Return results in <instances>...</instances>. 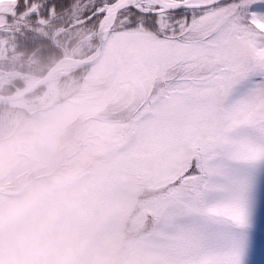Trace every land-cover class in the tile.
<instances>
[{
    "label": "snow or ice",
    "instance_id": "6c2138e0",
    "mask_svg": "<svg viewBox=\"0 0 264 264\" xmlns=\"http://www.w3.org/2000/svg\"><path fill=\"white\" fill-rule=\"evenodd\" d=\"M56 26L149 55L139 146L105 183L164 163L141 194L154 264H264V0L0 3V35L26 47Z\"/></svg>",
    "mask_w": 264,
    "mask_h": 264
},
{
    "label": "rangeland",
    "instance_id": "374dc122",
    "mask_svg": "<svg viewBox=\"0 0 264 264\" xmlns=\"http://www.w3.org/2000/svg\"><path fill=\"white\" fill-rule=\"evenodd\" d=\"M7 2L0 0V3ZM70 30L59 29L53 39L56 40ZM95 39L94 34H87L78 48L92 45ZM97 42L94 52L84 59L95 55L99 49ZM64 57L80 59L74 57L72 51H65ZM149 64L148 53L138 46L128 44L113 47L111 42L105 44L104 53L95 65L101 68L99 76L104 78H112L119 69L117 83L110 91L99 96V102H65L56 108L51 115L55 124L42 133L45 148L39 160L44 163L51 161L58 137L73 119L98 114L115 101L118 93V97L122 93L127 96L128 88L121 85L128 82L134 86L148 70ZM81 69L85 68L72 65L66 71H58L46 86L28 95L29 98L26 96L24 100L0 105L30 113L49 110L68 91L66 89L65 93L61 90V81ZM38 79L0 70V95H9L2 94V90L6 93L13 91L10 95L22 93L30 89ZM71 81L68 80L69 83ZM115 132L116 128L111 129L105 139L104 143L109 147L114 144ZM139 142L140 124L117 156L95 172L70 181L58 189L33 187L11 198L0 212V264H115L124 253L127 232L134 236L139 234L135 237L132 252L127 255L125 264H154L158 242L151 221L141 219L145 215L141 194H146L160 168L165 166L164 163L151 172H136L125 183L111 187H106L105 183L110 175H116L126 168ZM258 227L261 241L264 242V216Z\"/></svg>",
    "mask_w": 264,
    "mask_h": 264
},
{
    "label": "trees",
    "instance_id": "16d2710c",
    "mask_svg": "<svg viewBox=\"0 0 264 264\" xmlns=\"http://www.w3.org/2000/svg\"><path fill=\"white\" fill-rule=\"evenodd\" d=\"M61 28L56 26L50 30H38L50 43H38L33 47L22 45L14 36L0 35V70L42 78L64 56L65 51H72L74 57L80 59L94 52L98 44L96 39L92 45L78 48L84 37L92 33L71 29L54 40V34ZM100 69L94 65L78 70L62 80L61 90L66 93L68 89L70 94L67 91L64 98L49 110L30 113L0 105V212L11 198L30 188L58 189L70 181L95 172L101 165L113 160L137 130L141 101L134 92V86L126 82L121 86L128 88L127 96L122 93L118 97V93L115 101L98 114L73 119L58 137L51 161L44 163L39 160L45 148L42 133L55 124L51 115L56 108L65 102H99V96L110 91L117 83L119 69L112 78L99 76ZM68 80L72 81L69 83ZM17 85L22 87L20 83ZM12 92L1 91L4 95ZM122 96L123 100L120 99ZM113 128H116L114 144L109 147L104 142ZM138 234L134 236L130 232L126 233L124 253L115 264H125Z\"/></svg>",
    "mask_w": 264,
    "mask_h": 264
},
{
    "label": "water",
    "instance_id": "95a60500",
    "mask_svg": "<svg viewBox=\"0 0 264 264\" xmlns=\"http://www.w3.org/2000/svg\"><path fill=\"white\" fill-rule=\"evenodd\" d=\"M104 50H105V44L101 45V43L99 42L98 51L95 53L93 57L89 59H74L71 57L62 58L42 78L38 79L30 89H27L22 93H15L13 95H8V96L0 95V104L9 105L13 102L24 100L26 96L33 94L35 91H37L40 88H43L57 74L59 68L63 63L70 62L73 66H77V68H88L95 65L101 59Z\"/></svg>",
    "mask_w": 264,
    "mask_h": 264
},
{
    "label": "bare ground",
    "instance_id": "6f19581e",
    "mask_svg": "<svg viewBox=\"0 0 264 264\" xmlns=\"http://www.w3.org/2000/svg\"><path fill=\"white\" fill-rule=\"evenodd\" d=\"M72 67V64L70 62L63 63L61 67L59 68V72L66 71Z\"/></svg>",
    "mask_w": 264,
    "mask_h": 264
}]
</instances>
